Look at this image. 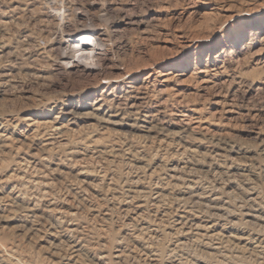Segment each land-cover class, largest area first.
<instances>
[{"label":"rangeland","instance_id":"obj_1","mask_svg":"<svg viewBox=\"0 0 264 264\" xmlns=\"http://www.w3.org/2000/svg\"><path fill=\"white\" fill-rule=\"evenodd\" d=\"M0 264H264V0H0Z\"/></svg>","mask_w":264,"mask_h":264},{"label":"bare ground","instance_id":"obj_2","mask_svg":"<svg viewBox=\"0 0 264 264\" xmlns=\"http://www.w3.org/2000/svg\"><path fill=\"white\" fill-rule=\"evenodd\" d=\"M80 13L77 14L78 18L82 17V15ZM57 16L59 17L60 14H57ZM101 17H103V16H101ZM60 19H62V17ZM104 38H105V34L102 33L100 30H98L93 25V22H92L90 25L85 26L82 29H80L79 31H77L73 35V37L64 38L59 43H60V46L66 52V54L70 53L72 57L78 58V61L84 67H90L91 68L94 65L93 63H94L95 59H98L100 57V55H102L103 50L105 49V43H104L105 39Z\"/></svg>","mask_w":264,"mask_h":264}]
</instances>
